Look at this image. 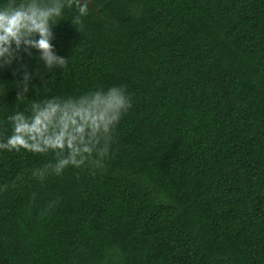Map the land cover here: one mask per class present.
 <instances>
[{
  "label": "trees",
  "instance_id": "16d2710c",
  "mask_svg": "<svg viewBox=\"0 0 264 264\" xmlns=\"http://www.w3.org/2000/svg\"><path fill=\"white\" fill-rule=\"evenodd\" d=\"M41 2L65 63L0 55V264H264V0Z\"/></svg>",
  "mask_w": 264,
  "mask_h": 264
},
{
  "label": "clouds",
  "instance_id": "9594fccd",
  "mask_svg": "<svg viewBox=\"0 0 264 264\" xmlns=\"http://www.w3.org/2000/svg\"><path fill=\"white\" fill-rule=\"evenodd\" d=\"M66 3L68 7L75 5L78 9L79 15L72 20V23L80 24V17L88 13V0H66ZM64 7L65 3H42L41 0L37 3V0H21L18 5L10 4L0 9V55L8 51V47L13 42L19 45L24 40L40 49L49 65L57 59L63 65L64 58L55 57L51 51L49 21L53 17L60 16ZM34 34L38 36V39H29ZM120 103L123 104L122 98ZM18 142L23 143L22 140L18 141L16 137H13L8 143L14 146Z\"/></svg>",
  "mask_w": 264,
  "mask_h": 264
}]
</instances>
